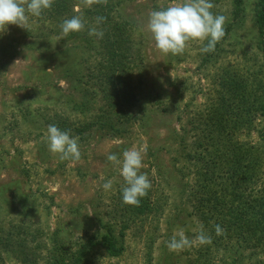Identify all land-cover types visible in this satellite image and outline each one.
<instances>
[{
    "label": "rangeland",
    "instance_id": "rangeland-1",
    "mask_svg": "<svg viewBox=\"0 0 264 264\" xmlns=\"http://www.w3.org/2000/svg\"><path fill=\"white\" fill-rule=\"evenodd\" d=\"M179 2L116 4L141 47L133 80L128 78V89L137 90L130 111L137 120H128L119 105L111 109L102 99L94 73L103 48L82 39L90 19L78 35L71 32L64 38L62 22L44 16L29 17L28 29L9 24L0 32V224L6 230L17 223L39 236L30 245L39 243L32 255L38 258L35 264H192L198 241L181 251L167 247L174 233L179 238L183 230L193 239L203 228L193 214L196 202L187 197L193 164L181 156L180 144L186 140L181 136L190 126L187 118L205 113L216 98L220 68L243 70L255 61L260 0H244V18L234 23L227 16L232 0H210L211 11L227 17L218 47L205 53L201 49L207 40H193L182 55L164 54L147 30L148 15ZM82 7L75 5L73 14L83 16ZM230 20L234 25L227 34ZM87 97L90 109H75L74 103ZM49 124L78 137L79 160L61 161L59 154L49 151L45 136ZM190 132L188 144L197 135L196 130ZM244 138L260 141L257 133ZM132 147L143 149L140 172L147 174L159 204L167 205L163 214L138 220L121 233L124 224L107 222L112 220L107 214L125 206V182L107 155L114 153L122 160L124 150ZM109 179L113 185L105 191L102 185ZM110 224L121 249L118 256L110 254L105 237ZM219 254L216 264H227L225 252ZM0 264L27 263L0 244Z\"/></svg>",
    "mask_w": 264,
    "mask_h": 264
},
{
    "label": "trees",
    "instance_id": "trees-1",
    "mask_svg": "<svg viewBox=\"0 0 264 264\" xmlns=\"http://www.w3.org/2000/svg\"><path fill=\"white\" fill-rule=\"evenodd\" d=\"M119 3L120 0H107V4L85 7L80 0H54L40 17L62 22L68 18L66 15L74 16V7L79 4L83 6L85 20L92 21L90 26L95 17L105 18L97 26L104 33L102 39L89 36L88 31L82 32V39L89 44L102 45L99 67L94 73L102 87V99L108 101L111 109L119 105L128 120H137L133 112L130 114L135 107L137 90L128 89L131 86L128 78L132 79V71L138 65L136 60L142 55L141 47L134 40L129 21H122L120 6L116 5ZM231 4L228 20L229 17L233 23L243 20L244 0H232ZM29 17L35 16L29 14ZM255 17L258 33L254 41L255 61L243 70L236 66L220 68L219 79L215 80L216 98L211 99L205 113L187 118L190 126L181 136V140L186 139L180 144L181 156L191 162V166L193 164L187 197L196 202L193 214L210 238V243L196 248L192 264H216L220 251L225 252L227 264H264V0H260ZM231 20L227 23V34L233 29ZM72 34L78 35L77 32ZM218 45L219 42L215 47ZM88 97L86 101L75 102V109L82 112L90 109ZM190 130H196L197 134L192 144H188ZM252 133L259 134V142L244 138ZM158 201L150 188L147 195L140 198L139 206L125 204L119 210L109 211L107 215L112 220L107 222L123 223L120 231L125 233L138 220L163 214L167 204L160 205ZM216 225L222 229L221 235L216 234ZM112 226L108 227L105 237L111 244L110 254L118 256L121 249L116 245ZM38 237L30 230L27 232L23 225L10 223L3 230L0 224V244L27 264L37 263L38 258L32 255L39 243L30 245ZM83 252L85 256L89 253Z\"/></svg>",
    "mask_w": 264,
    "mask_h": 264
},
{
    "label": "clouds",
    "instance_id": "clouds-1",
    "mask_svg": "<svg viewBox=\"0 0 264 264\" xmlns=\"http://www.w3.org/2000/svg\"><path fill=\"white\" fill-rule=\"evenodd\" d=\"M54 0H0V32H4L9 24L28 29L29 14L39 17L44 9L51 8ZM85 7L94 4H107V0H80ZM214 7L210 0H182L169 4L166 8L153 10L148 15L147 30L155 41L157 50L164 54L182 55L189 41L207 40L201 51H214L215 45L224 37V25L227 17L214 14ZM79 12V8L76 9ZM105 20L102 16L95 17L94 23L88 28V35L103 38V31L97 26ZM87 22L82 15L66 18L60 24L62 38L71 32L83 31ZM49 70V69H48ZM48 149L53 154H59V159L79 160L78 137L70 135V130L62 131L57 125L49 124L46 131ZM123 159L114 153L107 155V160L118 166L119 174L123 177L125 186L122 188L123 203L139 206L140 198L147 195L151 188V181L142 168L143 149L132 147L124 150ZM113 181L107 180L103 189L112 188ZM216 234L221 235L222 229L216 225ZM174 233L167 242L169 251H181L191 247L197 241L200 244L210 243V238L201 232L193 239H189L184 231Z\"/></svg>",
    "mask_w": 264,
    "mask_h": 264
}]
</instances>
